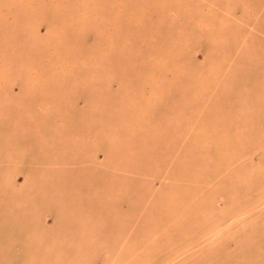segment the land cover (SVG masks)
<instances>
[{"label":"rangeland","instance_id":"rangeland-1","mask_svg":"<svg viewBox=\"0 0 264 264\" xmlns=\"http://www.w3.org/2000/svg\"><path fill=\"white\" fill-rule=\"evenodd\" d=\"M0 264H264V0H0Z\"/></svg>","mask_w":264,"mask_h":264}]
</instances>
